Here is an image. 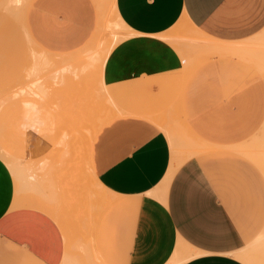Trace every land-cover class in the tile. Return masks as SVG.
I'll return each mask as SVG.
<instances>
[{"label":"crops","instance_id":"obj_1","mask_svg":"<svg viewBox=\"0 0 264 264\" xmlns=\"http://www.w3.org/2000/svg\"><path fill=\"white\" fill-rule=\"evenodd\" d=\"M115 6L134 33L102 64L120 114L102 123L90 146L94 198L80 201L74 183L56 187L65 203L53 214L45 183L38 197L18 195L0 157V264H264V162L252 149L264 130V78L219 57L264 37V0ZM182 21L224 50L184 64L159 36ZM99 23L96 0H27L23 9L29 37L60 57L85 49ZM167 101L189 133L179 158L167 120L156 115ZM68 191L70 217L60 211Z\"/></svg>","mask_w":264,"mask_h":264},{"label":"rangeland","instance_id":"obj_2","mask_svg":"<svg viewBox=\"0 0 264 264\" xmlns=\"http://www.w3.org/2000/svg\"><path fill=\"white\" fill-rule=\"evenodd\" d=\"M26 1L0 0V111L8 110L11 114L10 120L0 118V157L15 177L18 195L30 193L33 197H38V183H45L47 198L53 202L52 207L46 205V208L55 214V208L65 203V197L61 200L60 193L54 197L56 187H65L69 182L76 184L74 192L80 195L81 201L84 194L86 197L93 196L96 186L89 174L85 136L81 135L72 153L68 152L61 162H57L52 153L57 145L53 137L55 134L57 138L60 133L50 132L49 125L55 115L61 111L63 114L69 113L72 105L77 109L80 102L92 115L89 119H82L85 121L78 126L86 127L85 130L98 128L106 120L116 116L115 112L120 104L103 84L102 64L107 53L134 31L118 15L115 0H96L100 30L85 49L75 51L71 56L60 57L57 55L61 53L42 48L27 34L23 24ZM189 24L188 21L178 22L174 28L181 27L180 29H173L159 36L174 46L184 64L192 65L195 59L205 53L200 51V47L207 44L211 47V44L201 40L202 37L198 40L197 35L194 36L195 30L191 28L194 26ZM245 48L238 54L228 52L219 57H235L264 78V37L256 42L245 43ZM40 64L43 67H39ZM181 73L183 74V70ZM31 96L35 98L28 105L32 114L27 119L25 105L28 104L27 98ZM172 104L173 102L167 101L156 111V115L167 120L165 132L168 136L175 137L176 156L179 158L185 154L184 140H187L189 133L183 128L182 118ZM255 139L252 149L255 156H260L264 162V130L259 129ZM31 161L39 164L38 167L35 165V170L26 172L33 179L15 176L16 170L25 168ZM71 194L68 191V205L60 210L63 216H71ZM85 210H81L83 217H87L89 213L87 208ZM171 263L180 264L175 261Z\"/></svg>","mask_w":264,"mask_h":264},{"label":"bare ground","instance_id":"obj_3","mask_svg":"<svg viewBox=\"0 0 264 264\" xmlns=\"http://www.w3.org/2000/svg\"><path fill=\"white\" fill-rule=\"evenodd\" d=\"M222 48H223L222 46H211V47H209L206 45L205 47H201V51L203 53L205 52L207 55L209 54V56H212L213 54H216V52L217 53L221 52ZM223 50H224V48H223ZM205 53L202 55V58L206 57ZM39 67H43V64H40ZM34 98H35V96H31V97L27 98L28 104L25 105V108H26L25 109V117L27 119H29L31 114H32V112L29 111V109H28V107H29L28 105L32 101H34ZM61 110H62V107H61ZM70 110L71 111L69 113L63 114V113H61L62 112L61 111L60 113L55 115L54 120H52V122L49 125L50 132H53V134L55 132L60 133L57 136V138H56L55 134L53 137L54 139H56L55 143L57 144L55 150L52 151L53 157L55 159H57V162H61L63 160L64 156H66L68 154V152L70 154L75 150V148H76L75 145L78 142V139L81 137V135H83L87 139L86 146H87V157H88V168H89L90 146H91L92 139H93L95 133H97V130L99 127L98 128H89L87 130H85L86 127H78L80 125V122L83 123V121H85L82 119H84V118L89 119V116L90 117L92 116L87 111V109L85 108V105L83 103L80 102L79 107L77 109L75 106L72 105ZM115 114H120V111H117ZM2 117L10 120L11 114L8 113V110H1L0 111V118H2ZM53 161H55V160H53ZM19 163L21 164L20 160H19ZM36 164L37 163H33V161H31V164L24 166L25 168H19L18 170H16L15 176H23V177H26L28 179H33L32 177H30V175H26V172L35 170L36 169L35 167L39 166V164L38 165H36ZM89 170H90V168H89Z\"/></svg>","mask_w":264,"mask_h":264}]
</instances>
